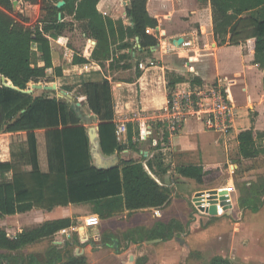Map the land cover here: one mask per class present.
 Returning <instances> with one entry per match:
<instances>
[{
	"label": "trees",
	"instance_id": "16d2710c",
	"mask_svg": "<svg viewBox=\"0 0 264 264\" xmlns=\"http://www.w3.org/2000/svg\"><path fill=\"white\" fill-rule=\"evenodd\" d=\"M20 7L42 11L34 29L25 27L27 18L14 11L11 0H0V134L26 133L23 149L11 153V159L0 162V219L41 207L88 203L92 212L105 220L121 212L163 211L172 202V184L164 181L168 168L162 158L120 159L110 168L92 164L90 141L86 126L71 104L46 91L26 94L20 90L31 83H51L62 77L61 69L52 64L49 39L58 40L66 24L58 14L73 15L85 21L84 33L96 40L91 54L95 60L107 59L115 42L138 37L142 48L155 46L157 40L146 33L157 21L146 9L147 0H128V15L132 27L113 21L97 11L99 0H19ZM64 4L57 7L56 4ZM213 37L217 46L245 44L254 55V63L264 70V0H209ZM133 42L121 48L132 47ZM130 56V55H129ZM69 64H85L88 60L69 52ZM1 78L5 81H1ZM182 78L168 83L170 91ZM10 83L12 87L5 83ZM195 82V81H194ZM264 84V77H263ZM77 97L85 99L88 110L97 123V141L102 155L120 153L125 146L116 138L114 101L108 80H81L76 86ZM60 92L69 90L60 87ZM36 130H44L47 172L38 163ZM264 137L252 129L241 131L237 137L238 152L243 158L256 155V137ZM29 168V170H27ZM176 173L198 185H208L224 173L220 164H187L176 168ZM264 183L250 186L239 204L256 211L263 204ZM75 226L74 220L60 218L8 235L0 229V264H84L83 256L50 245L44 258L36 254H22L27 245L51 238L62 229ZM169 225L157 224L150 238H171ZM79 244L73 235L64 248ZM207 264H234L219 256Z\"/></svg>",
	"mask_w": 264,
	"mask_h": 264
},
{
	"label": "crops",
	"instance_id": "0c3cea01",
	"mask_svg": "<svg viewBox=\"0 0 264 264\" xmlns=\"http://www.w3.org/2000/svg\"><path fill=\"white\" fill-rule=\"evenodd\" d=\"M128 7V0H99L96 5L97 11L103 16L113 21L122 22L124 27H132ZM146 9L148 15L157 21L156 26L146 28V33L157 40L156 45L142 48L138 37L133 39L125 37L123 41L115 39V42L110 46L109 57L99 61L91 58V54L96 47V40L85 35L83 30L85 21L75 20L73 15L67 13H64L61 19V13L58 14L59 21L64 22L66 27L58 40L49 39L52 64L54 67L60 68L62 72L61 78H55L56 89L52 91H54L57 98L73 104L72 108L77 110L81 116L79 118L86 126L87 132L90 125L93 127L95 132L94 142H91L90 139L89 141L100 160L109 158H105L106 156L100 152L97 141L98 129L94 115L88 110L85 99L81 96L77 97L76 86L81 80H108L114 101V123L126 121L127 130L120 141L125 148L119 155L115 156L117 162L114 165L120 159L139 158V155L150 157L148 151L150 150L151 135H146L145 131L149 126L153 131L151 122L158 125L159 139L163 138L162 141H164V143H161L159 153L166 157L165 152H169L173 158V165L177 163L176 168L180 165H187V163L178 165V162L187 161V159H192V163L189 164L193 165L222 163V161H213L216 157L219 159L220 156L216 155V151L210 148L211 145L220 144L217 141L219 138L222 139V145L226 153L227 141L230 137L235 139L241 131L249 129H252L255 133L264 131V70L254 63V55L248 51L245 44L217 46L213 37L209 0H147ZM36 12L38 15V7ZM178 38L190 40L191 46L189 48H171L169 42H173ZM130 42H133L132 47H120L122 44ZM69 52L86 58L88 62L85 64L65 62ZM148 61H153L154 66L144 70L138 68L140 62L146 64ZM177 78H182V81L175 83L173 90L179 88L194 91L197 88L218 85L225 90L235 106L232 129L226 134L217 133L221 134V137H215L213 144L207 142L205 144L206 149L200 147V142L197 139L199 130L197 129L199 128L203 134L210 131L204 127L203 122L197 117L189 116L176 135L172 137H169L161 123L154 121L155 116H157L154 113L159 111L166 101V86L169 81ZM60 87H64L70 92L68 94L62 93L59 91ZM138 131L141 132L138 133ZM44 133V130L35 131L39 167L42 172H47ZM211 133L216 134L212 131ZM194 137L196 138L195 141ZM188 140L194 141L195 149L190 150L183 146L184 142ZM25 141V132L1 133L0 162L10 161L11 153L15 147L18 144L24 146ZM137 144L138 146H136ZM144 146L147 148L144 149ZM93 157L95 156L92 155V164L97 167ZM164 157H162V162L163 164L165 162L164 166L168 168V160ZM191 199L193 200V194ZM173 203L172 199L171 205L163 211L143 210L134 212V214L142 215L144 218L146 216L152 218L151 225L145 226L147 233L150 234L157 224H167L173 218L182 222V219L172 212ZM83 205L86 204L55 206L51 210L37 207L24 213L4 216L0 219V225L2 222L8 225L4 229L3 227L0 228L8 235H15L23 230L35 228L45 221L60 218L76 219L82 224L84 217L88 215L86 213L81 215L77 213L76 209ZM87 205L91 207V204ZM194 205L196 206V204ZM122 213L128 214L127 212ZM134 214L132 213V215ZM196 216L200 219V215L196 214ZM229 216H217L216 220H224ZM124 217L127 216L124 215ZM198 219L196 222L190 223L189 229L192 234L202 235V231L197 230V226H199ZM138 222L135 220L133 225L138 226L141 224ZM98 227L92 228L97 229ZM80 229L82 231L83 226ZM102 229L105 230L106 226ZM78 234L80 237H84L82 232L79 231ZM194 238L195 236L187 239L185 243L182 239L180 241L176 240L174 235L166 239L145 237L142 246L131 243L132 245L119 255H127V262L122 264H193L191 260L187 259V253L185 254L184 247H188V252L191 251L206 256V264L216 256L233 260L232 257H228L226 246H223L221 250L218 249L220 243L218 242L217 247V238H208L207 236L204 239L201 236L202 240L199 244L198 242L195 244L197 240ZM150 241L154 242L149 243ZM47 243L48 245L44 249V246L41 245ZM55 243L57 241L49 243L45 239L27 245L22 251L33 248L29 254L39 255L38 258L43 259L47 247ZM58 243L57 247L64 249V241ZM36 245L39 248L34 250ZM207 245L208 248L205 247ZM86 247L84 250L87 249ZM229 251L231 252L230 249ZM4 252V250L1 251V253ZM130 257L133 259L130 260ZM131 261L133 262L131 263Z\"/></svg>",
	"mask_w": 264,
	"mask_h": 264
},
{
	"label": "rangeland",
	"instance_id": "374dc122",
	"mask_svg": "<svg viewBox=\"0 0 264 264\" xmlns=\"http://www.w3.org/2000/svg\"><path fill=\"white\" fill-rule=\"evenodd\" d=\"M37 7L39 9L38 15L36 12ZM14 11L27 18V22H25L24 25L25 27L31 29L35 28L37 21L40 19L42 14L39 5L32 9H26L21 8L20 4H16V6H14ZM1 81L4 82L5 80L1 78ZM52 83L54 82L41 84L45 86L51 85ZM29 86L30 84L28 85V88ZM51 91L52 90L46 92L51 96ZM170 92L171 91L169 90L168 86H166L167 96ZM69 101L71 102V100ZM72 105L73 104L71 103V106ZM159 112L160 110L155 112L154 115L158 114ZM151 125H153V131L150 139L151 142L148 155L150 157H156L158 154H160L159 156L162 158L164 155L159 153L161 140L159 139L158 125H156V123L154 125L152 122ZM91 128L93 127L90 125L88 127V133H90ZM237 128L238 127L236 126V129ZM197 130H199L197 139L200 142L201 149H206L205 144H207V142H211L213 144L215 137H221V134L216 133V135L211 133V131H206L207 133L203 134L200 132L199 128ZM140 132L141 131H138V133ZM195 140L196 138L194 141ZM194 141L188 140L184 142L183 146L186 149H195L196 146ZM217 141L220 144L216 146L211 145L210 148L216 151H214L216 155L220 156L219 159L215 156L216 158L213 161H222V163L219 164L224 166V173L218 179L208 185H198L191 179L181 178L176 173L175 166H177V163L176 165H173V158L171 154H169V152H165L166 157L164 158L168 160L169 170L164 176V181L167 184H172V199L174 201L172 212L174 215L179 216L182 219V222H179L173 218L165 225L170 226L168 232L174 235L176 240L180 241V239H182L185 243L187 239H191L194 236V239L197 240L196 241L193 239L196 241L195 244L197 242L198 244L200 243L202 240L201 236H203L204 239L207 236L208 238H217V247L218 242L220 243L218 249L221 250L223 246H226V249L228 250V257L230 256L233 258L231 261L234 264H264V201L256 211L251 210L249 207H242L239 204L240 197L246 195V190L250 186H258L260 183H264V137H256L255 148L257 153L252 158H243L239 154L236 138L234 139L230 137L228 139L226 153L222 145V139L219 138ZM136 146H138V144ZM139 148H141V146H139ZM145 148L147 147L144 146V149ZM20 149H23V147L21 144H18V146L13 150V153L18 154ZM90 150L92 155L95 156L93 157V161L97 163L96 154L92 145L90 146ZM117 155H119V153H115L112 156H106L105 158H112ZM140 156L141 155L138 157ZM191 161L193 160L187 159V161H180L178 162V165L186 163L189 164L192 163ZM171 180L173 181L172 183ZM232 185L235 187V192L229 194L231 214L224 220H216L217 216H224L227 210H229L226 209L224 212L222 206H218L219 202H217V200L223 196V192ZM192 194L193 200L191 199ZM193 202H195L194 204H196L197 207L193 204ZM84 204L86 205L76 209L78 211L77 213L81 215L85 213L86 215L94 214L92 212V206L89 207L87 205L88 203ZM198 207L201 211H203L205 208H209V213L207 214L199 212ZM212 208L215 211L214 213H210V209ZM123 214L124 213L122 212L117 213L105 220L100 218V225L97 229L83 226L82 231L79 229V231L82 232L84 236L83 238L79 236L77 231L70 229V234L72 236L76 234L78 237L79 244L71 245L70 247H66L63 250L66 249L70 252H73L74 255L83 256L84 260H86L85 264H122L123 262H127V255L119 254L125 251L127 247H130L132 245L131 243L142 246L141 244L143 239L149 236L145 226H150L153 220L150 216H146V218H144L142 215L133 213L134 215L124 214L127 216L124 217ZM196 214L200 215V219H198ZM197 219L199 220V226H197V230L202 231V235L196 233L192 234L189 229L190 223L196 222ZM73 220L76 222L75 225H81L80 221L76 219ZM133 220L139 221L141 224L134 226ZM6 225L8 224L2 222L0 227H3L4 229ZM105 226L106 229H102V227L105 228ZM63 238L64 234L60 233L59 231L54 236L46 240L49 243L57 241V243L54 245L58 246V242ZM47 245L48 243L41 246H44L43 248L45 249ZM85 247L87 248L86 250H84ZM205 247L208 248V245ZM34 248V250H36L39 248V246L36 245ZM31 250H33V248L26 249L25 251H22V254L25 256L29 254ZM184 250L185 254L187 253V259L191 260L193 264H206V256H203L200 253L197 254L192 253L191 251L188 252V247H184ZM1 251L2 250L0 249V254ZM132 262L133 261H131V263Z\"/></svg>",
	"mask_w": 264,
	"mask_h": 264
},
{
	"label": "built area",
	"instance_id": "2783aa9c",
	"mask_svg": "<svg viewBox=\"0 0 264 264\" xmlns=\"http://www.w3.org/2000/svg\"><path fill=\"white\" fill-rule=\"evenodd\" d=\"M20 1L18 0V4ZM171 48H189L191 46L190 40H184L182 38L181 43H176V40L169 42ZM174 44V45H173ZM154 62L148 61L146 64L140 62L138 68L141 70L153 67ZM189 116H195L203 122L204 127L215 133H228L234 123L235 118V106L229 99L225 90L218 85H210L206 87L197 88L194 91L183 90L175 88L172 90L162 106L160 112L155 116L154 120L161 123L167 131L169 137L176 135L185 120ZM126 121H120L116 123L115 135L117 140L120 142L126 133ZM146 135H152L151 126L145 131ZM163 139V138H162ZM161 143H164L162 141ZM163 145V144H162ZM235 192L234 185L230 186L223 192L217 202L218 206H222L224 212L227 209L226 204L222 202L230 203L229 194ZM197 206V205H196ZM199 208V207H198ZM209 208H205L201 213H209ZM222 213V212H221ZM220 215V214H219ZM79 225V224H78ZM75 225L74 227L62 229L60 233L64 234V238L60 241H71L72 235L70 229L75 230L79 233V229L82 226L87 227H98L100 225V218L96 214L85 216L80 226Z\"/></svg>",
	"mask_w": 264,
	"mask_h": 264
},
{
	"label": "water",
	"instance_id": "95a60500",
	"mask_svg": "<svg viewBox=\"0 0 264 264\" xmlns=\"http://www.w3.org/2000/svg\"><path fill=\"white\" fill-rule=\"evenodd\" d=\"M12 1V4L13 6H16V4H18V0H11ZM64 4L63 1H59L56 6L57 7H60ZM182 39L181 38H178L176 40V43H181ZM7 86H10L12 87V85L8 82V83H5ZM56 89V85L53 83L51 85H45L43 86L41 83H31L29 88H26L24 90H20L21 92L23 93H26V94H33L34 92H37V91H49V90H55ZM76 114L81 118V116L79 115V113L77 112V110H75ZM88 122L89 120L86 119ZM94 137H95V132H94V129L91 128L90 129V133H89V139L91 142H94ZM94 144V143H93ZM94 146H96V144H94ZM96 158H97V168H110L112 166H114V164L117 162V158L116 157H112V158H109L107 160H100L99 156L96 154ZM222 204H226L227 206V212L225 213V215H230L231 214V204L228 203V202H222ZM214 209H210V213H214ZM154 241H150L149 243H153ZM133 258L130 257V260H132Z\"/></svg>",
	"mask_w": 264,
	"mask_h": 264
}]
</instances>
